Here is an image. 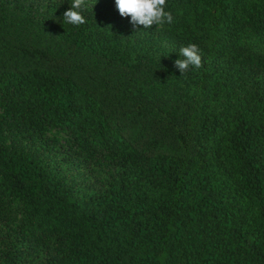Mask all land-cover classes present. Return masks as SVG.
Listing matches in <instances>:
<instances>
[{
	"label": "trees",
	"instance_id": "1",
	"mask_svg": "<svg viewBox=\"0 0 264 264\" xmlns=\"http://www.w3.org/2000/svg\"><path fill=\"white\" fill-rule=\"evenodd\" d=\"M70 4L0 0V264H264V0Z\"/></svg>",
	"mask_w": 264,
	"mask_h": 264
},
{
	"label": "clouds",
	"instance_id": "2",
	"mask_svg": "<svg viewBox=\"0 0 264 264\" xmlns=\"http://www.w3.org/2000/svg\"><path fill=\"white\" fill-rule=\"evenodd\" d=\"M90 0H71L69 10L63 14V23L79 27L87 21L83 15L87 10ZM98 3H95V5ZM116 8L123 18H130L131 24L139 29H150L153 25L163 26L172 24L173 16L171 12L166 11L167 0H115ZM179 54L182 57L175 61V67L182 76L193 69L203 67L202 58L199 55L198 46L190 44L181 47Z\"/></svg>",
	"mask_w": 264,
	"mask_h": 264
},
{
	"label": "rangeland",
	"instance_id": "3",
	"mask_svg": "<svg viewBox=\"0 0 264 264\" xmlns=\"http://www.w3.org/2000/svg\"><path fill=\"white\" fill-rule=\"evenodd\" d=\"M29 2H35L39 3V1H44V0H27ZM71 2V0H69ZM112 0H98V4L101 3H108L111 2ZM97 0H90L89 5H95ZM46 3V2H45ZM153 35H156L155 38H151L148 35H146L145 32L140 31L139 29L136 28H130L129 30L126 31V36L127 39L133 43V45H136L139 43L141 40H146V41H151L154 44V47L152 49H149L146 47V49H141L142 51H150L153 57L161 62H167L170 63L173 59L171 55V51H173L176 48V43L174 42V39L169 36L165 32H157L156 30L153 31ZM260 49L264 51V46L261 45ZM51 136H55L60 138L63 142L65 141V136L61 133H57L55 131L49 132ZM39 147L31 144L28 145V149L32 150L33 153H37L39 151Z\"/></svg>",
	"mask_w": 264,
	"mask_h": 264
}]
</instances>
